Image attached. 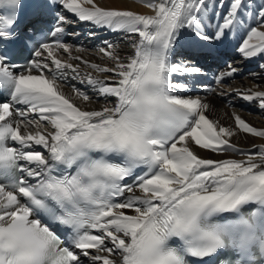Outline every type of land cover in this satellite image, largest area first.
<instances>
[{"label":"snow or ice","instance_id":"1","mask_svg":"<svg viewBox=\"0 0 264 264\" xmlns=\"http://www.w3.org/2000/svg\"><path fill=\"white\" fill-rule=\"evenodd\" d=\"M139 2L151 14L56 0L78 21L138 36L126 62L111 44L100 49L112 67L73 56L58 40L35 43L24 64L0 48V95L7 93L0 100V264H82V257L93 264H206L221 254L227 264H264V145L241 159L193 150L241 152L231 138L238 131L264 138V128L235 113V127L209 119V105L181 95L187 84L173 80L201 68L170 61L184 33L205 42L227 38L247 5L230 0L209 36L208 0ZM20 4L0 0V45L16 38ZM258 16L238 47L245 58L264 57V7ZM69 22L58 15L53 36ZM29 32L26 47L35 36ZM72 60L114 75L108 83L85 73L113 102L88 109L75 102L86 105L88 94L63 91L69 71L80 76ZM236 71L229 66L218 79ZM239 94L264 109V91Z\"/></svg>","mask_w":264,"mask_h":264},{"label":"bare ground","instance_id":"2","mask_svg":"<svg viewBox=\"0 0 264 264\" xmlns=\"http://www.w3.org/2000/svg\"><path fill=\"white\" fill-rule=\"evenodd\" d=\"M101 6L126 9L136 11L142 14H151V10L143 6L139 0H97ZM230 0H208L209 7L203 15V31L206 35L214 36L217 31V25L223 22V16L228 11ZM247 7L240 10L238 23L235 24L228 32L226 42H235V50L233 52L217 51L218 56L202 55L206 65L200 66L201 72L198 74H187L173 77L174 81L187 84V88L180 92L181 95L187 97H199L204 103L209 105L206 115L213 121H218L220 125L225 127H235L233 113L240 115L248 123L256 128H264V109L260 108L259 102L248 101L243 99L239 93H247L251 91H264V57L257 55L255 57L245 58L238 52V47L245 38L249 27H255L261 23L258 12L264 7V0H244ZM216 4V7L212 5ZM60 8V7H58ZM68 16L69 23L65 24L70 28L64 44L72 48L73 56H81L84 60L101 66H113V61L109 60L103 53L101 48H105L111 44L115 52L121 57L122 61L133 54V42L138 40L136 34L128 33L123 30H112L107 27L95 26L90 22L78 21L74 16L65 13ZM233 37V38H232ZM223 40V39H222ZM221 40V41H222ZM194 40L188 33H184L183 37L176 44L170 61L176 63L178 61H186L190 65L199 67L197 64V56L187 47L195 44ZM208 43H219L220 40H210ZM222 43V42H220ZM225 45V44H224ZM77 49H82L77 51ZM62 59H68L67 53H59ZM227 59L226 64L224 60ZM80 65V76L73 79V73L69 71L68 78L61 82L63 91L70 94L73 88L79 89L90 96V101L85 105L80 101H75L81 107L98 110L100 107L113 102L114 98H104L94 87L87 83L85 73L91 72L92 76L112 83L114 75L111 73L96 72L81 61H70ZM229 66L236 68L237 71L232 76H224L218 79L222 73L229 70ZM205 68V69H204ZM213 73V74H212ZM245 75V77H243ZM214 76H216L214 78ZM242 76V77H241ZM35 115V114H33ZM46 126V125H45ZM231 143L236 145L241 152L228 150L226 152L214 153L210 150L199 149L194 147L202 158L210 159H241L242 153H253L259 150L260 145H264V138L255 137L238 131L231 138ZM37 150H42L37 146ZM46 152V150H43ZM137 195L140 193L137 192ZM131 195V194H128ZM93 254L95 252L93 251ZM82 264H93L90 258L82 257ZM99 264V262H95Z\"/></svg>","mask_w":264,"mask_h":264},{"label":"rangeland","instance_id":"3","mask_svg":"<svg viewBox=\"0 0 264 264\" xmlns=\"http://www.w3.org/2000/svg\"><path fill=\"white\" fill-rule=\"evenodd\" d=\"M241 77H242V76H241ZM243 77H245V75H244Z\"/></svg>","mask_w":264,"mask_h":264}]
</instances>
